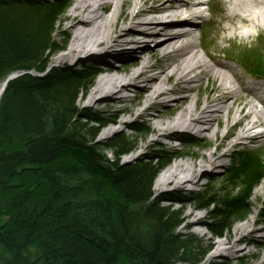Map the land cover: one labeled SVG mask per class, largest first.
<instances>
[{
	"label": "trees",
	"instance_id": "16d2710c",
	"mask_svg": "<svg viewBox=\"0 0 264 264\" xmlns=\"http://www.w3.org/2000/svg\"><path fill=\"white\" fill-rule=\"evenodd\" d=\"M64 11L65 0H0V85L19 73L0 97V264L202 263L200 243L178 231L182 211L163 205L177 199L153 190L171 154L122 163L134 137L95 143L106 118L76 105L94 67L51 66ZM133 129L148 132L144 123ZM104 147L113 160L98 152ZM262 179L264 161L246 150L223 186L186 198L209 211L208 230L222 236Z\"/></svg>",
	"mask_w": 264,
	"mask_h": 264
},
{
	"label": "bare ground",
	"instance_id": "6f19581e",
	"mask_svg": "<svg viewBox=\"0 0 264 264\" xmlns=\"http://www.w3.org/2000/svg\"><path fill=\"white\" fill-rule=\"evenodd\" d=\"M215 1L222 13L221 20L214 22L215 38L235 42L242 37L250 42L255 29L264 30V0ZM69 2L64 29L71 34V40L57 57L65 65L68 62L96 65L99 76L83 99L84 105L100 107L104 103L103 108L110 109L129 100L135 91L137 106L112 122L115 126L122 125L127 123V115L147 116L153 123V131L140 149L149 147L153 141L180 137L187 131L210 135L216 140L223 137L215 148L198 157L175 160L159 174L155 188L170 186L181 191L199 184L209 170L224 166L227 154L220 152V148L225 146L224 137L231 121L241 125L237 138L243 145L255 138L264 141V102L261 107L257 103L260 85H247L229 65L217 60L211 51L224 49L216 44L215 38L210 37L205 43L200 35L195 40V31L202 27L200 16H205V0ZM116 60L127 62L116 68ZM8 77L1 83L0 92ZM204 82L215 85L201 98L199 90ZM160 106L173 112L163 116ZM123 111L119 108V112ZM261 190L262 184L256 193ZM185 217L189 219L187 225L203 222V216L195 209H189ZM258 235L264 236V217L254 214L238 224L231 237L212 240L210 255H236L242 241L250 244ZM261 240L264 244V237ZM256 254L264 257V245Z\"/></svg>",
	"mask_w": 264,
	"mask_h": 264
},
{
	"label": "rangeland",
	"instance_id": "374dc122",
	"mask_svg": "<svg viewBox=\"0 0 264 264\" xmlns=\"http://www.w3.org/2000/svg\"><path fill=\"white\" fill-rule=\"evenodd\" d=\"M205 0L206 6L204 7L205 18H203L204 22L199 24L202 27L195 31V40H199L200 35H202V40L204 42H208L210 37L215 38L214 30L215 25L214 22L218 23L222 18V13L219 11V8L216 6V2L208 4ZM71 7V3L69 0H65V11L61 17L57 25V40L61 42L62 48L56 51L50 58L51 66H54L58 69H68L73 71H78L81 68L85 67H94L96 65L93 63H78L72 64L68 62V64L62 63L57 56L62 54L69 45L71 40V34L65 31L64 23L65 17ZM210 7V10H207ZM222 8V7H221ZM216 20V21H213ZM242 37L237 38L235 42H225L219 39V37L215 38V42L219 47H222L225 52L229 55L238 58H231L224 54L223 52H218L216 49H213L211 52L217 60L222 64H227L232 68L238 76L248 84L252 85V82L255 83L258 81L264 84V30H254V36H252L250 42H246ZM131 58L130 60H132ZM245 63L242 64L241 60ZM127 60L128 62L130 61ZM126 61V62H127ZM126 62L114 61V67L121 68L123 65H126ZM155 62V60H153ZM249 67V68H247ZM96 71L94 79L89 85V87L79 94L78 99L76 101V105L83 110H93L99 111L106 118V125L101 127L97 136L95 143L103 144L108 143V141L116 135L124 134L125 136H133L134 141L132 143V150L120 157V160L124 164H134L141 159L150 158V156L154 155V153L158 150H166L171 155L166 164L158 171L154 183L153 190L155 193V197L159 196H172L175 197L176 201H166L163 203L165 206H172V209L181 210V226L178 231L182 234H190L194 236L195 240L200 243L201 249L204 251V259L200 264H264V257L258 256L256 251L263 246L262 238L263 235L256 236L255 242L248 244L246 241H242L238 246L239 252L236 255L230 254H222L211 256L212 252L211 241L212 240H224L228 237H231L235 227L246 220L251 215H258L260 217H264V190H261L259 193H256L257 187L262 184L264 185V179H262L259 184L251 192V196L249 197V210L244 213L241 219L233 222L231 228L226 231L222 236L213 235L207 228V226L213 222L214 218L206 209H199L198 206L194 203L188 201L186 196L190 195L193 192H201L204 190L207 185L212 187L220 188L223 186V181L226 175L228 174L230 168L233 166L234 158L238 152L246 151V150H255L256 156L264 161V141L262 142L259 138L250 139L249 142L243 145L238 138L237 132L240 130V124H234L233 121L230 122V129L227 132V136L224 137L225 146L220 148V152H225L227 156L225 157V165L217 167L215 169L209 170L207 175L202 176L201 181L197 185H189L188 187L182 189L181 191H175L172 187H162L155 188V181L159 174L163 172L167 167H169L175 160L179 159H190L198 157L203 152H208L210 149L216 147V144L222 141V136L218 138V140L214 139L210 135H197L194 132H183L182 136L176 137L173 139H164L158 142H152L151 145L146 146L145 148H139V146L144 143L148 138L152 135L153 123L148 119L147 116L134 117L133 115H127V123L122 125H116L112 122L113 118L119 117L121 113L127 114L129 110L133 109L138 104V98L136 92H131V97L129 100L123 103H116L110 109L103 108L104 103L101 104L100 107L87 106L83 104V99L88 94L89 90L93 87L95 80L99 76V71ZM257 71V72H256ZM215 85L213 82L206 83L200 87V97L203 98L205 95V91L209 88H212ZM170 86V85H169ZM141 87V86H140ZM142 88V87H141ZM246 92V91H244ZM264 92V91H262ZM264 97V93L262 95ZM262 106L261 104L258 105ZM123 108V112H119V108ZM172 107V105L168 106ZM167 106H160L159 110L163 116L169 115L171 109ZM85 122V121H83ZM135 123H144L148 127V132L144 135H139L133 129V125ZM107 128H111L107 131ZM89 138V137H88ZM238 143V144H237ZM237 144V146H236ZM102 156L113 160V155L111 150L108 148H101L100 151ZM72 169V168H70ZM174 190V191H173ZM236 194V193H235ZM189 209H195L203 216V222L196 223L194 226L187 225L189 219L185 217L187 211ZM263 225V224H260ZM177 264H186V263H177Z\"/></svg>",
	"mask_w": 264,
	"mask_h": 264
},
{
	"label": "water",
	"instance_id": "95a60500",
	"mask_svg": "<svg viewBox=\"0 0 264 264\" xmlns=\"http://www.w3.org/2000/svg\"><path fill=\"white\" fill-rule=\"evenodd\" d=\"M16 76H17V75L12 74V75L9 76L8 79L4 82L3 89H2L1 92H0V97H1V95L4 93V91H5L6 87H7V83H8V81L11 80V79H13V78H15Z\"/></svg>",
	"mask_w": 264,
	"mask_h": 264
}]
</instances>
